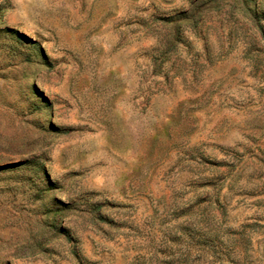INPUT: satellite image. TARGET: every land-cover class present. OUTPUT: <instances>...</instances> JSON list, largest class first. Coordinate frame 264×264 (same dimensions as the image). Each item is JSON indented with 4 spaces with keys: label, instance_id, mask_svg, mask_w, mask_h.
Masks as SVG:
<instances>
[{
    "label": "rangeland",
    "instance_id": "1",
    "mask_svg": "<svg viewBox=\"0 0 264 264\" xmlns=\"http://www.w3.org/2000/svg\"><path fill=\"white\" fill-rule=\"evenodd\" d=\"M0 264H264V0H0Z\"/></svg>",
    "mask_w": 264,
    "mask_h": 264
}]
</instances>
